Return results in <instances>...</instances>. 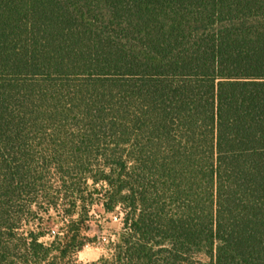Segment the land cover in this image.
I'll return each instance as SVG.
<instances>
[{"label":"trees","instance_id":"16d2710c","mask_svg":"<svg viewBox=\"0 0 264 264\" xmlns=\"http://www.w3.org/2000/svg\"><path fill=\"white\" fill-rule=\"evenodd\" d=\"M93 205L88 264H264V0H0V264H79Z\"/></svg>","mask_w":264,"mask_h":264},{"label":"rangeland","instance_id":"374dc122","mask_svg":"<svg viewBox=\"0 0 264 264\" xmlns=\"http://www.w3.org/2000/svg\"><path fill=\"white\" fill-rule=\"evenodd\" d=\"M65 209L64 202L58 201L56 207L46 214L41 210H37V215L43 218L42 221L50 217L52 222L41 241L50 242L53 240V236L59 234V228L65 223ZM89 216L90 219L86 223L87 230L83 249L73 257V260L79 264H88L96 261L101 256H107L111 245L116 242L122 228L121 215L118 212L113 214L104 213L99 205H93L90 208ZM35 224L36 222H30V227L35 228Z\"/></svg>","mask_w":264,"mask_h":264}]
</instances>
